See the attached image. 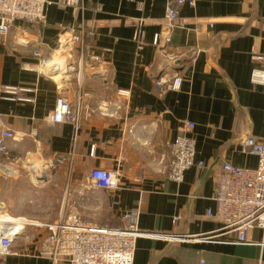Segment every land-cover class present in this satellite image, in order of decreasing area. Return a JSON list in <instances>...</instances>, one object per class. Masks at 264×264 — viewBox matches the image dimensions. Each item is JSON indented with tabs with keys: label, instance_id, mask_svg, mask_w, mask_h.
<instances>
[{
	"label": "crops",
	"instance_id": "obj_1",
	"mask_svg": "<svg viewBox=\"0 0 264 264\" xmlns=\"http://www.w3.org/2000/svg\"><path fill=\"white\" fill-rule=\"evenodd\" d=\"M58 1L50 0L43 26L23 33V22L16 21L0 35V86L26 89L23 96L31 99L0 98L4 126L18 135L1 159H19L11 165L16 174L0 175V203L10 213L3 220L53 222L74 210L84 220L102 217L116 226L124 212L138 210L142 232L218 237L174 242L139 237L133 264H264L263 229L251 226L247 243H236V233H225L221 221L206 214L215 211V176L222 163L254 167L257 158L243 150L242 138L264 141V83L252 79L254 70H264V0H197L194 7L182 6L184 26L172 31L164 48L180 57L170 71L182 82L179 90L165 93L154 85L165 61L152 41L168 0H80L82 8ZM81 25L91 32L92 52L103 64L92 68L85 61L60 82L36 71L33 51L53 53L70 36L68 28L77 31ZM61 92L73 107L78 103V119L48 125L45 117ZM186 121L194 124L189 134L196 141L195 159L204 166L190 167L176 183L165 175L170 155L162 143L178 135ZM56 156L67 159L51 163ZM33 160L40 163L37 168L47 167L44 180L26 169L27 162L35 166ZM94 168L118 170L120 188L91 186L88 173ZM44 234L43 228L24 225L6 252L0 251V261L67 264L39 255Z\"/></svg>",
	"mask_w": 264,
	"mask_h": 264
},
{
	"label": "built area",
	"instance_id": "obj_2",
	"mask_svg": "<svg viewBox=\"0 0 264 264\" xmlns=\"http://www.w3.org/2000/svg\"><path fill=\"white\" fill-rule=\"evenodd\" d=\"M80 0H60V6H74L82 8ZM197 0H168L161 29L153 36V45L159 50L165 61L164 72L155 80L154 85L160 93L177 91L180 89L182 77L177 72H171L170 66L178 60L175 52H166L165 47L171 41V33L176 27H183L184 22L179 18L180 9L187 5L194 7ZM50 0H0V35L5 36L16 21L23 22L20 30L27 33L30 27L38 28L46 23L47 8ZM81 6V7H80ZM68 38L61 39L60 46L68 53L67 61L75 59L79 66L88 61V67H95V63L103 64L99 57L92 52L88 43L91 32L84 26L75 31L68 28ZM63 50V51H64ZM55 52V51H54ZM194 54V53H192ZM38 58L35 70L54 78L60 66L46 70L53 54L42 56L40 49L33 51ZM262 60L263 56L255 57ZM73 62V61H71ZM60 63V62H59ZM56 64V63H55ZM68 65V63H67ZM70 65V63H69ZM98 65V66H99ZM60 67V68H59ZM100 72V74H104ZM254 82L264 83V70L256 69L252 73ZM28 90L10 85L0 86V98L8 101H31L23 96ZM78 119V103L72 106L64 93H59L54 109L45 117L48 125L70 122L76 124ZM5 116L0 113V175L4 179L10 178L17 170L12 168L19 159H1L6 154L10 141L18 139L12 129L4 126ZM194 127L192 122L183 123L181 132L172 140L162 143L170 155L169 164L165 170L167 179L181 183L184 173L190 167L204 166L203 161H196V141L189 134ZM243 150L257 158L254 167L239 166L230 162H223L220 171L215 176L213 200L215 211L208 210L207 216H214L221 221V230L225 233H236V243H247V231L251 226L264 230V141L252 136L242 138ZM66 156H56L51 163L62 165ZM12 165V166H11ZM26 169L34 178L47 176V167H30ZM91 186L105 190H116L121 186L120 172L115 169H91L88 173ZM6 213L4 204L0 203V213ZM138 210L126 211L122 214L119 225H98L78 216L71 210L66 215L53 222L27 220L20 226L34 225L43 228L45 234L39 242V255L49 258L53 263L63 261L67 264H133L135 244L139 237H155L170 240H184L193 238L198 241H216L218 235L210 232L204 235L189 237L187 234L160 235L145 233L138 229ZM179 216L174 217V221ZM1 220V219H0ZM3 224V225H1ZM11 225L0 221V251L6 252L12 238L21 227L12 230ZM8 226V227H6ZM16 233V234H15ZM0 264H4L0 261Z\"/></svg>",
	"mask_w": 264,
	"mask_h": 264
},
{
	"label": "rangeland",
	"instance_id": "obj_3",
	"mask_svg": "<svg viewBox=\"0 0 264 264\" xmlns=\"http://www.w3.org/2000/svg\"><path fill=\"white\" fill-rule=\"evenodd\" d=\"M58 47L56 48V50H60V51H62V54H63V62H60V63H56V58H55V52L54 51H56V50H54L53 51V53H50V54H53L51 57H52V60H51V62H49V67L46 69V70H48V69H51V68H55V67H58V66H60L61 67V69L60 70H58V74H57V76L56 75H54L53 77H54V79H57L59 82H60V80L62 79V77H63V75H65V74H67L68 72H70L71 70H72V72L74 71V72H77V63H74V64H72V60H70V62L69 61H67V58H68V53L63 49V48H61V46H60V42H58ZM64 50V51H63ZM55 54V55H54ZM56 63V64H55ZM67 63H68V65H67ZM69 63H70V65H69ZM58 65V66H57ZM75 66L76 67V69H73V67H71V66ZM59 67V68H60ZM73 72V73H74ZM77 76V75H76ZM32 163H34L35 164V166H39V162L38 161H36V160H33V161H31ZM65 177V176H64ZM7 213V212H6ZM10 214V213H9ZM54 220H56V219H52V221H54ZM93 223H95V224H98V225H104V224H108V222L106 221V219H104V218H102V217H95L94 219H92L91 220Z\"/></svg>",
	"mask_w": 264,
	"mask_h": 264
},
{
	"label": "bare ground",
	"instance_id": "obj_4",
	"mask_svg": "<svg viewBox=\"0 0 264 264\" xmlns=\"http://www.w3.org/2000/svg\"><path fill=\"white\" fill-rule=\"evenodd\" d=\"M55 52H57V55L59 56V60H56V63H59V62H63V54H62V51H60V50H56ZM38 169H40V168H38ZM3 214H9V213H0V219L2 220V222H4V223H7V222H5L4 220H3V217H2V215ZM10 215V214H9ZM8 215V216H9ZM13 218H15V219H18V218H20V217H14V216H12ZM20 219H22V218H20ZM0 220V221H1ZM23 221L21 222V223H25L27 220L26 219H22ZM20 222H17V221H14V222H11V224H13V225H11V228H12V230H14L15 228H18V227H20V226H18L19 224H21ZM8 224H10V223H8ZM16 234V233H15Z\"/></svg>",
	"mask_w": 264,
	"mask_h": 264
},
{
	"label": "water",
	"instance_id": "obj_5",
	"mask_svg": "<svg viewBox=\"0 0 264 264\" xmlns=\"http://www.w3.org/2000/svg\"><path fill=\"white\" fill-rule=\"evenodd\" d=\"M179 64H180V60H176L175 63H174V65H171L170 67L171 68H174V69H177ZM44 178L45 177H43V176H39L36 179H38V180H44ZM176 235H179V234H176ZM170 242H174V240H170Z\"/></svg>",
	"mask_w": 264,
	"mask_h": 264
},
{
	"label": "trees",
	"instance_id": "obj_6",
	"mask_svg": "<svg viewBox=\"0 0 264 264\" xmlns=\"http://www.w3.org/2000/svg\"><path fill=\"white\" fill-rule=\"evenodd\" d=\"M88 43H89V45L92 47V45H91V43H90V40H89V37H88Z\"/></svg>",
	"mask_w": 264,
	"mask_h": 264
}]
</instances>
